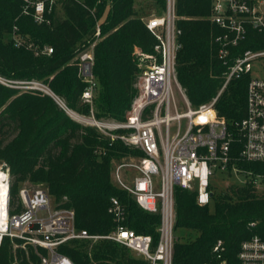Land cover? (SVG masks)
Here are the masks:
<instances>
[{
	"label": "trees",
	"instance_id": "1",
	"mask_svg": "<svg viewBox=\"0 0 264 264\" xmlns=\"http://www.w3.org/2000/svg\"><path fill=\"white\" fill-rule=\"evenodd\" d=\"M137 0H58L43 23L24 14L21 0H0V78L11 82L48 85L71 112L122 124L127 121L137 94L140 68L135 49L150 53L157 40L135 9ZM163 11L166 0H155ZM258 1V0H253ZM264 2V0H261ZM209 0H176V27L181 31L177 55V79L193 108L210 103L225 81L228 67L246 50H264V33L248 28L227 64L218 57L216 38L221 30L209 19ZM101 37L94 47L93 74L98 83L93 106L82 101L86 83L79 76L77 56L93 43L96 24ZM21 45H16L13 37ZM45 47L51 54L42 53ZM248 74L232 79L218 97L215 110L230 131L245 115ZM127 135L126 130L109 132ZM241 144L234 143L237 157ZM139 150L120 137L112 139L97 127L76 120L49 95L38 90L21 91L0 83V164L10 173L9 212L24 208L19 196L25 183L44 185L57 209L73 210L75 226L92 236H107L116 229L108 210L112 198L124 209L123 226L159 241L160 216L139 208L135 199L117 186L113 177L123 159ZM246 181L213 194L210 205L200 206L195 191L174 188V248L172 264H240L238 251L244 240L264 239V196L255 181L264 182V162L235 160ZM232 176L231 172L229 174ZM223 244L221 258L214 253ZM5 238L0 264H40L46 251L28 246L14 250ZM109 240H72L59 252L75 264H150ZM125 249V250H124Z\"/></svg>",
	"mask_w": 264,
	"mask_h": 264
},
{
	"label": "built area",
	"instance_id": "2",
	"mask_svg": "<svg viewBox=\"0 0 264 264\" xmlns=\"http://www.w3.org/2000/svg\"><path fill=\"white\" fill-rule=\"evenodd\" d=\"M58 0H21L24 14H33L37 23H43L51 14ZM208 19L221 30L216 38L218 57L227 64L234 56L233 50L245 38L248 28L264 33V2L261 0H209ZM176 0H166L164 16H152L146 22L147 29L154 34L157 43L150 53L135 49L140 73L137 94L122 124H110L95 119L93 111L88 120L72 116L81 123L97 127L112 139H120L142 154L137 164L132 165L136 176L131 186H126L115 172V179L136 201L139 208L160 216L159 241L153 245L149 235H140L123 226L124 209L112 198L109 214L116 229L107 236H92L75 226L73 210L57 209L45 190L21 189L19 196L23 212L10 215L9 169L0 170L1 211L0 247L5 238L21 239L46 251L40 264H75L59 252V247L72 240H109L120 244L150 264H172L174 248V188L195 191L197 203H211L210 186L217 175L241 176L235 160L264 162V78H254L251 73L255 62L264 60V50H246L236 56L228 67L225 81L218 95L208 104L193 108L177 79V55L181 49L176 27ZM101 37L99 23L96 24V40L83 46L79 52V76L86 83L82 101L92 108L98 89L93 74L94 47ZM16 45H21L16 36ZM53 49L45 47L42 53L51 54ZM250 75L247 86L246 112L230 131L224 118L215 110L218 97L232 79ZM0 83L23 90H38L37 82H11L0 78ZM176 93L181 98L177 101ZM49 96H53L46 92ZM69 114V110L64 106ZM72 113V112H71ZM74 114V112H73ZM79 115V114H78ZM117 129L127 135L113 136L109 132ZM234 143L241 144L237 157L232 155ZM244 179V178H243ZM244 181H246L244 179ZM245 183V182H244ZM257 187L259 181H255ZM223 244L218 241L214 253L221 258ZM240 264H264V239L255 235L244 240L238 251Z\"/></svg>",
	"mask_w": 264,
	"mask_h": 264
},
{
	"label": "rangeland",
	"instance_id": "3",
	"mask_svg": "<svg viewBox=\"0 0 264 264\" xmlns=\"http://www.w3.org/2000/svg\"><path fill=\"white\" fill-rule=\"evenodd\" d=\"M135 9L139 13L144 14L143 19L145 21L152 16H164V14H165V11H163L161 9V7L156 3L155 0H137L135 2ZM251 75L254 78H264V60H261V61L254 63L253 71H252ZM37 88L44 90L45 92L42 91L44 94H46V92H47V93L53 95L52 98L64 109L63 103L49 89L48 85L43 84V83H37ZM21 91H27V90L21 89ZM176 98H177V101H179L181 106H182L181 98H180L178 93H176ZM69 115L76 116V117L78 116L82 120H88L89 119L88 116L78 115L77 113L73 114V112L71 113V111H69ZM138 161H139V158L136 157L133 153H131L128 157L123 159V161H122L123 164L119 165L117 168V169H119L120 179L123 181V183L126 186H131L133 183V179L136 176V170L132 165L137 164ZM2 169H6L4 164H0V170H2ZM113 181L117 186L120 187L119 183L115 179V176L113 177ZM244 182L245 181L242 178V176L232 175L230 177H227V176H223L221 174H217L212 179V186L215 189V191L219 193V192L225 190L228 186H230L232 184H242ZM44 187L45 186L42 184L25 183L21 188L27 189L29 191H33V190H38V189L44 190ZM257 192H258V194L264 196V182L263 181L258 184ZM210 208H211V210L214 209V205L212 202H211ZM18 240H19V242H13L14 250H18V249L24 250L26 252V257L29 259V255H30L29 253L30 252L28 250V246H31L34 249V254L39 256L37 248H35L33 245L26 243L25 240H21V239H18ZM118 246L121 248H125L122 245H118ZM39 258H40V256H39ZM12 264H19V261L15 258L13 260ZM31 264H35V263H31Z\"/></svg>",
	"mask_w": 264,
	"mask_h": 264
},
{
	"label": "bare ground",
	"instance_id": "4",
	"mask_svg": "<svg viewBox=\"0 0 264 264\" xmlns=\"http://www.w3.org/2000/svg\"><path fill=\"white\" fill-rule=\"evenodd\" d=\"M1 178V176H0ZM0 187H2L1 183H0ZM1 206H2V202H1V189H0V211H1Z\"/></svg>",
	"mask_w": 264,
	"mask_h": 264
},
{
	"label": "water",
	"instance_id": "5",
	"mask_svg": "<svg viewBox=\"0 0 264 264\" xmlns=\"http://www.w3.org/2000/svg\"><path fill=\"white\" fill-rule=\"evenodd\" d=\"M210 196L212 197V196H213V194L211 193V194H210Z\"/></svg>",
	"mask_w": 264,
	"mask_h": 264
}]
</instances>
